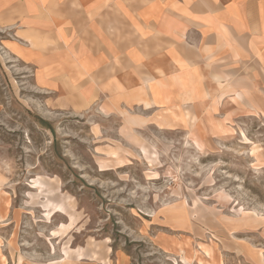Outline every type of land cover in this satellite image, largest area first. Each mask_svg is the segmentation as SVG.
I'll list each match as a JSON object with an SVG mask.
<instances>
[{"label":"rangeland","instance_id":"374dc122","mask_svg":"<svg viewBox=\"0 0 264 264\" xmlns=\"http://www.w3.org/2000/svg\"><path fill=\"white\" fill-rule=\"evenodd\" d=\"M9 62L0 264H264L263 102L220 94L167 125L78 113Z\"/></svg>","mask_w":264,"mask_h":264},{"label":"crops","instance_id":"0c3cea01","mask_svg":"<svg viewBox=\"0 0 264 264\" xmlns=\"http://www.w3.org/2000/svg\"><path fill=\"white\" fill-rule=\"evenodd\" d=\"M0 49L73 112L167 125L220 94L264 103V0H0Z\"/></svg>","mask_w":264,"mask_h":264},{"label":"bare ground","instance_id":"6f19581e","mask_svg":"<svg viewBox=\"0 0 264 264\" xmlns=\"http://www.w3.org/2000/svg\"><path fill=\"white\" fill-rule=\"evenodd\" d=\"M205 252L207 253V255H209L207 251H205Z\"/></svg>","mask_w":264,"mask_h":264}]
</instances>
